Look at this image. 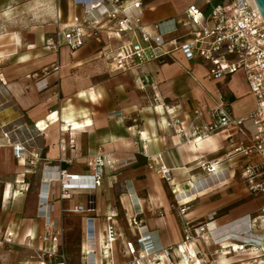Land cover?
Instances as JSON below:
<instances>
[{
	"label": "crops",
	"instance_id": "0c3cea01",
	"mask_svg": "<svg viewBox=\"0 0 264 264\" xmlns=\"http://www.w3.org/2000/svg\"><path fill=\"white\" fill-rule=\"evenodd\" d=\"M141 3L142 21L149 31L153 23L171 19L177 22L176 29L167 34V38L188 31V27L181 24L187 6L195 4L204 16L208 13L203 0H141ZM6 15L19 21V26L2 34L6 42L0 49L3 62L0 89L7 90L12 98V104L0 108V233H10L17 244L26 241L40 246L39 236L44 231L40 196L48 186L49 195L43 205H49L52 219L58 209L82 216L81 249L88 216L95 220L96 240L100 242V223L94 214L105 206L101 205V187L104 185L107 192L111 214L115 191L117 188L123 190L119 193V203L127 216V228L136 232L119 233L115 212L110 215L111 220L106 219V223L112 221L114 225L116 239L110 244V253L118 264H126L131 259L126 249L128 241L134 244L137 253L142 252L136 241L140 235L150 234L158 249L178 244L183 236L182 215L194 226L206 221L207 215L214 211L218 225L259 213L264 195L253 196L241 180H231L232 168L241 158L227 160L224 150H216L220 135L200 140L201 145L199 140L186 141L194 110L200 111L201 123H209L211 112L220 105L235 118L245 116L254 108V99L241 71L212 79L205 61L198 57L188 61L181 50L172 51L171 57L161 64L150 61L136 68L114 70L110 64L112 50L131 37L107 35L104 29L99 30V42L91 37L75 50L66 44L57 50L46 49V36L70 23L74 16L83 15V7L76 5L74 0H0V17ZM90 16L96 17V12ZM171 22L165 25L169 27ZM143 74L154 85H145ZM40 78L47 82L42 91L34 85ZM154 97L168 108L164 121L179 120L180 124L171 125L174 135L163 134L157 129L153 132L150 120L154 117L150 116L149 109L150 98ZM71 138L74 142H70ZM15 145L25 147L28 152L16 157ZM143 145L148 157L143 153ZM103 154L113 160V164L103 167L100 186L95 189L71 191L75 196L71 192L62 195L57 181L48 184L44 172L66 169L72 173L91 174L93 158ZM156 154H161V160ZM216 159L221 161L210 176L221 178L224 175L227 180L219 187L206 188L205 194H194L202 186V179L192 182L203 172L198 163ZM150 162L153 169L148 168ZM161 162L170 168L171 177L167 183L175 200H169L161 187L154 190L152 177L158 174L166 181L158 171ZM107 173L111 175L106 176ZM184 180L190 184V194L179 187ZM130 183L134 188L141 186L146 190L147 202L126 193ZM53 194L59 197V202L50 200ZM218 194L219 197L214 198ZM88 197L95 199V210L75 211L74 207L84 206ZM181 206L185 207L182 215ZM156 207L162 210L161 215L153 213ZM133 216L141 221L138 227L130 224ZM258 233L264 234V227L261 226ZM217 247L213 245L207 251V259L215 264H245L253 258L252 264H264V250L255 254L236 253L227 247L218 253L213 251ZM21 263L23 261L17 262ZM0 264L7 263L0 260Z\"/></svg>",
	"mask_w": 264,
	"mask_h": 264
},
{
	"label": "built area",
	"instance_id": "2783aa9c",
	"mask_svg": "<svg viewBox=\"0 0 264 264\" xmlns=\"http://www.w3.org/2000/svg\"><path fill=\"white\" fill-rule=\"evenodd\" d=\"M216 1L220 2L214 3ZM74 2L83 7V15L74 16L70 23L59 26L54 34L46 36L44 38L46 49L57 50L60 45L66 44L71 50H75L91 37L99 42V30L104 29L107 35L131 37L122 40L112 50L114 54L110 64L114 70H128L150 61L161 64L171 57L172 51L181 50L188 61L196 57L205 61L208 65V76L212 79L218 80L237 71L243 73L254 99V108L245 116L235 118L220 105L211 112L212 119L209 123H201L200 111L194 110L186 141L204 140L212 135H220V143L216 150H224V157L227 160L241 158L232 168L233 175L238 174L253 196L264 195V19L255 1L203 0L208 7L205 16L198 6L191 4L185 9V16L181 21L183 26L188 27V31L173 38H167L166 35L176 29L177 22L174 19L151 24L152 31L147 29L142 21L141 0H74ZM93 12H96V17L90 16ZM170 21L172 22L169 27L165 25ZM142 81L145 85H154L146 74H143ZM35 87L38 91L46 89V79L36 80ZM154 100H157V97H154ZM166 109L168 110L167 107ZM177 124H180L177 119L171 122L173 126ZM237 135H241L242 138L236 139ZM60 141L62 142V139ZM70 142H73V139ZM223 142H227V145ZM142 147L143 153L148 157L145 145ZM13 152L16 157H23L28 151L25 147L15 145ZM30 155L33 156L31 153ZM155 157L161 160V154H156ZM220 161L202 160L198 167L210 176L217 171ZM112 164L113 160L103 154L93 158L91 174L58 169L48 170L44 175L48 178V184L57 181L61 194L65 195L70 191L91 190L100 186L103 167ZM148 168L153 169L154 165L150 162ZM158 171L162 178L170 180V168L162 162ZM54 173L57 174L56 178L53 177ZM95 208V199L88 197L84 206H75L74 210L93 212ZM39 210L44 225V231L39 236L41 245L35 247L27 242L26 246L31 252L21 264H64V250L60 245L61 231L54 225L49 205L41 204ZM184 211L185 207L181 206L180 214L182 215ZM215 217L216 212H210L206 221L192 226L182 215L183 238L174 246L158 249L151 235L145 234L138 236L136 240L142 247V252L137 253L134 244L128 241L126 249L133 262L130 260L126 264H142L140 261L148 258L155 260L154 264H175V258L186 264L196 263L206 255L200 248V241L216 245L221 251L227 247L236 253L255 254L258 250H264V234L258 233L260 227H264V204L256 216L246 214L224 225L216 224ZM106 219L111 220V216H107ZM140 223L137 216L130 220V224L135 227ZM104 232V240L102 241L100 237V242L96 240L95 220L89 216L86 218L85 241L81 249L83 264H118L108 255L111 250L110 244L116 239L112 221L106 224ZM12 243L14 237L10 233H0V245ZM226 243L228 245H225ZM57 259L59 261H55ZM52 261L54 263H48ZM252 262H255L254 258L245 264Z\"/></svg>",
	"mask_w": 264,
	"mask_h": 264
},
{
	"label": "rangeland",
	"instance_id": "374dc122",
	"mask_svg": "<svg viewBox=\"0 0 264 264\" xmlns=\"http://www.w3.org/2000/svg\"><path fill=\"white\" fill-rule=\"evenodd\" d=\"M220 1H216L214 3H217ZM19 26V21H15L12 17L6 15V16H2L0 17V49H2L3 43L6 42L5 37L2 35L4 33H6L9 29H12L13 27ZM1 60V59H0ZM3 66V62L0 61V70ZM36 80L34 81V85H35ZM150 116H153L154 119L150 120V124L153 127V132H155L157 129L158 131L160 130L161 133H165V134H169V135H174V131L171 127V122L172 121H164V117H166V114L164 112L168 111V110H162L161 107L166 108L165 106H163L161 100H154L153 98H150ZM10 105L12 104V98L11 95L8 93L7 90L5 89H0V108L4 107L5 105ZM158 105H162L161 107H158ZM154 124L156 127L154 128ZM12 129H17V128H12ZM73 138H71L72 140ZM74 142V139H73ZM139 144V141H138ZM146 148V146H145ZM111 174L107 173L106 176H110ZM31 177H34V174L31 175ZM199 177V178H198ZM153 179V185H154V190H156L157 188H160L164 190V192L167 195V198L169 200H175V198L173 197V192L172 189L170 187V184L167 183V181L162 180L158 174L155 175V177H152ZM201 180L202 179V186L200 188L199 191H197L194 194H205L206 192V188L210 189L211 187H219L221 186V184L223 182H225L227 180L226 176H221V178H215V177H211L206 175L204 172H202L199 176L195 177L194 180H192V182H194L195 180ZM238 180L240 181L238 174L235 173L233 176H231V180ZM184 184L179 186L182 190H186L188 194H190V184H186L185 180L183 181ZM131 184V183H130ZM207 186V187H205ZM129 191H127L126 193H130L135 197H141L144 198V201L147 202L148 199V194L145 192L146 190L143 189V187L141 186H133V184L130 185L129 187ZM126 191V190H125ZM71 192V191H70ZM68 192V193H70ZM123 192V190H120L117 188V191H115V204L113 205L112 212L116 213L117 217H118V222H117V230L119 233H123V234H128L131 232H136L135 230L130 231L127 228V216L125 215V210L121 207L120 203H119V193ZM74 196L76 195V193H72ZM107 192L104 188V185L101 187L100 190V195H101V205H105L103 208L101 206V208L98 210V213L94 214V216L96 218H98L99 221V235L100 238L103 239V235H104V229L106 227V217L109 215H112L111 212L108 211V201L106 199V195ZM177 195V193H175ZM191 194L190 196L194 195ZM80 196V194H78ZM214 196V195H213ZM212 197V196H211ZM219 197L218 195H215L214 198ZM50 200L51 201H55V202H59L60 199L59 197H54V194L50 196ZM204 198V197H203ZM179 202V199H177ZM181 202V201H180ZM148 203H150V201L148 200ZM151 205V204H150ZM174 205L175 207H177L178 203L177 201H174ZM175 207H171L172 209H175ZM53 209V207L51 208ZM106 214H105V212ZM152 210V209H150ZM58 214L53 216V220H54V225L57 229H59L61 231V236H60V245L63 247L64 250V256H65V263L64 264H83L82 263V253H81V245H80V238H81V233H82V229H83V219L82 216L78 213H73L71 211L68 210H57ZM96 212V211H95ZM108 212V213H107ZM152 212V211H150ZM157 215H161L163 212L162 210L157 209L155 212H153ZM183 238V236H182ZM182 240V239H181ZM27 242L24 241V243H18L17 244V240L14 239V243L12 244H8V245H0V260L2 262H5L7 264H17L18 261H26L28 255L30 254V249L29 247L26 246ZM211 246L210 244H205L204 242L200 241V248L203 249V251L205 252V257H203L199 262H197L198 264H215V262H213L211 259V261L208 258L207 251L210 250ZM216 246V245H214ZM214 252H221L220 248L217 247L216 249L214 248L213 250ZM109 256L113 257L112 254H108ZM117 256V254H116ZM124 260V259H123ZM123 260H119V262H122ZM132 261V257L131 259H128L127 261ZM55 261H59V259L55 260ZM124 262V261H123ZM133 262V261H132ZM142 264H154L156 261L153 260L152 258H148V260L144 259L140 261ZM175 264H186L184 263L182 260L175 258L174 259ZM48 263H54V261L52 262H48ZM135 264V263H133ZM190 264H194V263H190Z\"/></svg>",
	"mask_w": 264,
	"mask_h": 264
},
{
	"label": "bare ground",
	"instance_id": "6f19581e",
	"mask_svg": "<svg viewBox=\"0 0 264 264\" xmlns=\"http://www.w3.org/2000/svg\"><path fill=\"white\" fill-rule=\"evenodd\" d=\"M208 138H210V137H208ZM201 142L202 141L199 140V143L198 144L201 145ZM53 177L56 178L57 177V174L53 175ZM42 183H44V181ZM47 186H48V184H47ZM48 193H49V186L47 187L45 193H41L40 202H41L42 205H43V203H45V200L47 199ZM162 257H163V259H165V257L163 255H162Z\"/></svg>",
	"mask_w": 264,
	"mask_h": 264
},
{
	"label": "water",
	"instance_id": "95a60500",
	"mask_svg": "<svg viewBox=\"0 0 264 264\" xmlns=\"http://www.w3.org/2000/svg\"><path fill=\"white\" fill-rule=\"evenodd\" d=\"M264 19V0H254Z\"/></svg>",
	"mask_w": 264,
	"mask_h": 264
}]
</instances>
